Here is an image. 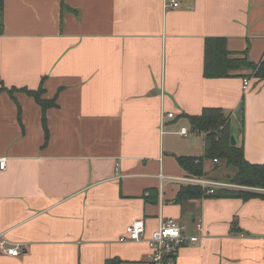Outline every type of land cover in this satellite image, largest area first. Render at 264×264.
<instances>
[{
	"label": "crops",
	"instance_id": "0c3cea01",
	"mask_svg": "<svg viewBox=\"0 0 264 264\" xmlns=\"http://www.w3.org/2000/svg\"><path fill=\"white\" fill-rule=\"evenodd\" d=\"M175 1L3 0L0 88L41 86L56 106L0 91V235L22 244L0 264H145L126 228L142 220L148 237L159 216L198 236L174 264H264V199L176 200L181 185L158 178L187 176L177 157H204L187 116L206 108L227 117L250 164L264 162V82L203 73L208 39L264 61V0ZM232 173L203 161L206 179ZM246 190L264 195L228 191Z\"/></svg>",
	"mask_w": 264,
	"mask_h": 264
},
{
	"label": "trees",
	"instance_id": "16d2710c",
	"mask_svg": "<svg viewBox=\"0 0 264 264\" xmlns=\"http://www.w3.org/2000/svg\"><path fill=\"white\" fill-rule=\"evenodd\" d=\"M62 10L64 8L61 2ZM3 9V0H0V15ZM3 25L0 18V33ZM241 58H234V54L225 49L223 39H208L205 42L204 51V76L205 77H229L236 72L248 70L249 77L264 82V61L253 64L248 61L246 53H241ZM0 91L7 93L13 98L14 93H23L32 97L44 112L47 108L55 107L54 99H42L43 90L40 86L38 90H28L27 88H4ZM190 130L194 133H204L206 136V150L204 157L192 158L177 157L178 165L187 173V176L202 177L203 161L216 160L224 164L227 169L233 170V176L226 179L234 185L253 189H264V162L261 165L250 164L243 155V151L238 146H231V132L228 128V119L220 109L206 108L198 116H187ZM42 125L45 131V142L47 141V129L45 127V117H42ZM202 197L214 198H238L243 201L260 198L264 195L252 191H228L219 190L213 195H205L202 188L193 185H181L176 195V200L193 199ZM106 264H119L118 260L108 261Z\"/></svg>",
	"mask_w": 264,
	"mask_h": 264
},
{
	"label": "built area",
	"instance_id": "2783aa9c",
	"mask_svg": "<svg viewBox=\"0 0 264 264\" xmlns=\"http://www.w3.org/2000/svg\"><path fill=\"white\" fill-rule=\"evenodd\" d=\"M177 8L178 3L175 0H164L163 8ZM250 82L248 79L242 80V89L248 90ZM164 116L162 113L161 118ZM166 117L171 119L173 114H166ZM188 130L182 128L178 135L187 136ZM213 162H217L213 160ZM118 167V165L116 166ZM6 160L0 159V170H5ZM160 183L165 180L173 183L180 182L186 185L199 186L203 189L205 195H213L219 190L241 189L243 187L222 181H213L204 177L184 176L181 178L164 177L161 174L158 176ZM195 227L198 231H202V224L196 223ZM125 240L130 242H142L147 245V252L144 256L145 264H174L178 250L182 245L193 244L198 240V236H188L185 234V226L179 224L173 219H163L159 216L157 228L146 237L145 225L142 220L132 222L126 228ZM22 244L9 242L3 235H0V254L12 258L18 257L21 254Z\"/></svg>",
	"mask_w": 264,
	"mask_h": 264
},
{
	"label": "water",
	"instance_id": "95a60500",
	"mask_svg": "<svg viewBox=\"0 0 264 264\" xmlns=\"http://www.w3.org/2000/svg\"><path fill=\"white\" fill-rule=\"evenodd\" d=\"M237 134H231L230 136V144L231 146H235L237 144Z\"/></svg>",
	"mask_w": 264,
	"mask_h": 264
},
{
	"label": "rangeland",
	"instance_id": "374dc122",
	"mask_svg": "<svg viewBox=\"0 0 264 264\" xmlns=\"http://www.w3.org/2000/svg\"><path fill=\"white\" fill-rule=\"evenodd\" d=\"M248 73H249V72H248ZM189 134H190V133H189ZM231 176H233V173H232ZM225 177H226V176H224L223 179H221V178H216V179H218V180H220V181H222V182H225V183L229 182L228 180L226 181V178H225ZM176 184H177V185H179V184H180V185H186L185 183H182V184H181L180 182H177ZM232 190H236V191H237V190H239V189H232Z\"/></svg>",
	"mask_w": 264,
	"mask_h": 264
}]
</instances>
